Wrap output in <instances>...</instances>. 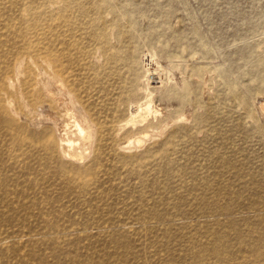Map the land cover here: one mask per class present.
Instances as JSON below:
<instances>
[{
    "label": "rangeland",
    "instance_id": "1",
    "mask_svg": "<svg viewBox=\"0 0 264 264\" xmlns=\"http://www.w3.org/2000/svg\"><path fill=\"white\" fill-rule=\"evenodd\" d=\"M10 79L0 264H264V0H0ZM55 81L95 129L79 163L19 120L60 114Z\"/></svg>",
    "mask_w": 264,
    "mask_h": 264
},
{
    "label": "bare ground",
    "instance_id": "2",
    "mask_svg": "<svg viewBox=\"0 0 264 264\" xmlns=\"http://www.w3.org/2000/svg\"><path fill=\"white\" fill-rule=\"evenodd\" d=\"M145 63L146 65H144V67L146 68L147 73L146 81L152 82L151 84L157 83L154 77V71H156V69H153L155 68L156 61H148L146 59L144 60V64ZM20 68L21 65L17 68V75L20 73ZM160 83H162V81L159 80L157 84ZM4 86V88H0V94L5 88L7 91L12 89L14 84L10 79V81H7ZM148 86H150V83ZM43 90L45 93L41 91L39 92V95H46L51 103L54 104V106H52L57 107L60 111V114L56 111H52L49 103L38 104L39 98L37 97V106H39L37 117L25 118L19 116V120L22 121V123L28 125L30 128L37 129L33 132L34 141L32 139L29 140V144L41 149L49 155L55 150L62 165L63 162L67 161L74 163L83 161L87 154L92 153L91 150H93L94 137L96 136L94 126L91 124L87 114L79 106L63 82L55 81L52 85L45 86ZM148 94L151 98L152 94L149 92ZM150 98L149 100L147 98L148 101L141 104L137 109H131L132 118L126 123L127 125L136 127L137 122L135 121V118L143 112H151L153 110V102L151 101L153 98ZM5 106V108L0 109V116L5 113L7 116H9L7 113L15 115L16 112L11 103L6 104ZM16 116L17 115H15V117ZM25 125L23 127L27 128ZM144 140H146V137H139L135 141H131V144L134 142L133 145L137 144V146H141L145 142V145L146 141Z\"/></svg>",
    "mask_w": 264,
    "mask_h": 264
}]
</instances>
